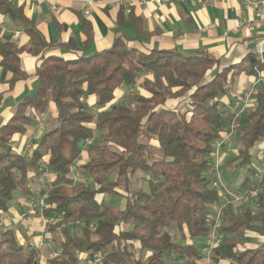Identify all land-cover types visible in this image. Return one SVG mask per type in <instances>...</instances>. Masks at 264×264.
<instances>
[{"label":"trees","instance_id":"trees-1","mask_svg":"<svg viewBox=\"0 0 264 264\" xmlns=\"http://www.w3.org/2000/svg\"><path fill=\"white\" fill-rule=\"evenodd\" d=\"M0 13L29 37L23 47L0 39V66L11 74V89L28 77L21 55L40 58L37 90L0 127V211L9 209L17 190L29 193V171L49 156L54 179L44 191L45 216L55 215L57 224L49 230L60 236L55 256L42 263L36 248L19 243L14 231L6 230L0 233V264H81L82 260L171 264V258L175 264L201 262L208 215L222 202L220 191L211 188L209 158L234 121L238 147L224 161L223 170L245 168L246 174L238 187L227 183L228 188L262 192L248 204L230 205L224 211L222 240L213 250V260L214 264H264V166L253 180L251 152L264 142V56L247 55L243 63L219 70L218 61L205 52L141 51L119 30L109 49L66 59L47 55L54 44L21 7L0 0ZM78 17L87 46L94 32L80 12ZM127 23L141 30L134 10L125 18L120 9L117 24ZM59 46L74 48L72 40ZM242 73L256 80L262 77L263 83L255 88L251 107L235 120L220 98ZM123 88L125 94L117 100ZM50 103L55 105L58 126L41 137L30 156L13 151V139L25 135L26 126L34 122L29 111L46 115ZM151 141L158 144V160L150 158ZM84 145L88 160L79 168L86 172L88 183H78L72 170ZM138 171L149 175L148 191L133 188ZM103 195L122 197L123 208L102 205ZM75 224L79 231L72 233L69 227ZM173 228L180 242L169 232ZM253 236L257 247L243 248ZM137 251L146 257L140 258Z\"/></svg>","mask_w":264,"mask_h":264},{"label":"crops","instance_id":"crops-1","mask_svg":"<svg viewBox=\"0 0 264 264\" xmlns=\"http://www.w3.org/2000/svg\"><path fill=\"white\" fill-rule=\"evenodd\" d=\"M9 1L15 7H21L28 18L34 19L48 41L54 44L47 55H57L66 59L89 56L95 52L109 49L119 30L123 32L132 47L141 51L176 48L185 55L205 52L211 59L218 61L219 70L243 63L247 55L255 54L257 57L259 53L264 55V19L258 18L255 12L246 7L242 0H183L180 3L171 1L160 6L151 3L147 7L136 3L130 10H134L135 16L141 20L140 31L131 23L122 26L117 24V15L120 9L100 8L94 5L89 7L88 2L95 0ZM88 8L91 10L88 11ZM123 11L126 18L130 11ZM79 12L89 21L94 32V38L87 46H85L87 37L78 17ZM0 39L16 43L19 47L29 43V37L25 34L24 29L9 16L1 13ZM70 40L73 41L74 48L59 46V44H66ZM39 63V57L23 53L21 67L28 77L18 82L12 89L8 83L11 74L0 66V127L6 125L16 114L19 104L37 90L39 82L35 71ZM262 83L263 80H256L254 77L242 73L235 77L233 84L220 98V101L229 109L231 103L243 93ZM125 91L126 88H123L117 93V100L123 97ZM31 112L33 111H29L28 114L31 115ZM49 112H53L52 117L57 122L56 108L53 103L49 105ZM48 113L42 116H47ZM32 125L26 126L25 135L16 136L13 139L11 146L16 153L30 156L37 148L41 137L48 132L42 134V131L52 124L42 120L38 126L37 124ZM236 145L238 147L237 139L233 137L231 147ZM262 146L264 145H261L260 148L264 153ZM257 158L259 157H256L255 160ZM48 159L49 156H46L37 169L29 171V193L17 190L13 199L15 203L10 204L6 212L0 211V230L3 229L0 233L13 230L19 243L30 245L38 250V259L42 263L55 256L57 251V245H55L54 255L43 258L40 254L45 250V246L52 241L49 230L52 225L48 224L44 231L42 219L27 216L26 212L32 201L45 198L46 202L44 191L54 179V175L48 169ZM87 160L88 151L84 145L81 159L77 161L72 170L75 179H77L76 173L79 172L81 177L85 176L84 179L87 181L86 172L79 168ZM232 186L236 188L239 185ZM104 196L107 195L100 196L99 199ZM45 209L44 218L47 220ZM51 215L53 213L49 216ZM69 230L71 231V227ZM250 239L252 240L248 241L250 245L247 247H257V238L253 236Z\"/></svg>","mask_w":264,"mask_h":264},{"label":"built area","instance_id":"built-area-1","mask_svg":"<svg viewBox=\"0 0 264 264\" xmlns=\"http://www.w3.org/2000/svg\"><path fill=\"white\" fill-rule=\"evenodd\" d=\"M180 3L183 0H95L88 2V6L94 5L100 8H112V9H123L125 11H130V9L136 4H142L147 7L149 4L153 3L156 6L166 4L168 2ZM246 7L252 9L255 12V15L258 18L264 19V0H242ZM88 11L91 8L87 9ZM263 53H259L258 57L263 58ZM263 80L262 77L259 79ZM255 88L243 93L242 96L238 97L237 100L233 101L229 107L231 113L235 114V120L239 118L243 112L247 111L252 105V94L254 93ZM236 124L235 121L231 126V132L227 133L223 138L218 140L214 145V151L209 158V165L213 172L214 178L211 183V188L219 190L221 193V205L214 206L210 211L207 218V235L204 240V261L205 264H214L213 260V250L221 244L222 236L219 232V228L223 223V213L229 208L230 205H246L253 199H255L259 193L262 192L260 188L246 190L243 192H235L228 188V185L224 178L223 163L228 158L232 157L233 148L231 147V142L236 133ZM260 167L264 166V153L261 156ZM260 167L254 165L257 172L260 174L262 171ZM259 174V180H261ZM47 207L45 198H40L38 201H32L29 205V208L26 212L27 216L40 217L43 222V230L46 231L48 224H51V221L44 218V209ZM25 214V215H26ZM100 258L96 259V262H99Z\"/></svg>","mask_w":264,"mask_h":264},{"label":"rangeland","instance_id":"rangeland-1","mask_svg":"<svg viewBox=\"0 0 264 264\" xmlns=\"http://www.w3.org/2000/svg\"><path fill=\"white\" fill-rule=\"evenodd\" d=\"M186 55H192V54H186ZM141 83V80L139 81V84ZM185 106V105H184ZM187 107V106H186ZM186 109V108H185ZM31 116L33 117L34 119V123L32 126H35L37 124L38 126V123L40 124V122L42 120H45V121H48L49 123H51L52 125L50 127H48L47 129H45L44 131H42V134L45 133V132H49L51 131L52 129L56 128L58 126V123L55 121V119H53V112H49L47 116H42L36 112H31ZM235 137V136H234ZM151 146H150V155H151V160H158L161 158V154L158 150V144L156 141H151ZM236 144V143H235ZM261 145H264V142L261 143L259 146L255 147L251 152L253 155H255L254 157V162H255V166H257L258 168L260 167V164H261V156L263 154V152L261 151L262 149L260 148ZM236 146L233 147V154L235 155L236 153ZM264 147V146H262ZM258 150V152H256ZM256 157H259L255 160ZM257 162V163H256ZM257 170L255 168V173L252 175V179L254 180L255 178V174H256ZM246 174V169L245 168H232V169H225L224 171V178H225V181L226 183L230 184L231 186L232 185H236L239 183H241L243 181V178ZM76 176H77V181L78 183H88L86 181V179H84V177H81V175L78 173H76ZM115 177V175H112V179ZM149 175L141 172V171H138L136 174H135V177H134V183H133V188H140V189H143L144 191H148L149 190ZM231 181V182H229ZM236 181V182H235ZM232 187H235V186H232ZM100 203L102 205H110L114 208H122L123 205H124V199L119 197V196H116V195H107V196H104V197H101L100 199ZM15 203V201L11 202L10 204L13 205ZM240 205H235L234 207L237 208L239 207ZM10 214V213H9ZM11 215V214H10ZM47 219L49 221H51V224L50 226L51 227H54L56 224H57V219L55 217V215H51L49 217H47ZM79 229V225L75 224V225H72L71 226V232L74 233V232H77ZM3 230V229H2ZM0 230V232L2 231ZM172 236L174 237V239L177 241V242H180L181 239H180V234L179 232L173 228L169 231ZM51 234V233H50ZM52 236V241L49 242L46 246H45V250L43 252H41V256L43 258H49L50 256L54 255V252H55V245L57 244V242L59 241L60 239V236L58 233H54V234H51ZM253 244V243H251ZM248 245H250L249 242H243L242 244V247H247ZM137 250H140L139 247H137ZM137 255L140 257V258H145L146 257V253L145 252H141V251H137ZM169 261H171V264H175L176 262H174V259L171 258L169 259ZM205 263L204 260H202L199 264H203ZM81 264H90L89 262H87L86 260H82ZM177 264H181V263H177ZM198 264V263H197Z\"/></svg>","mask_w":264,"mask_h":264}]
</instances>
